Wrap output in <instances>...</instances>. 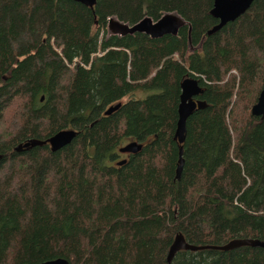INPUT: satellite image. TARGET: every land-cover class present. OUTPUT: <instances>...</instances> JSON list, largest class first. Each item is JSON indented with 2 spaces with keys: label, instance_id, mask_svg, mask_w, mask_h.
<instances>
[{
  "label": "trees",
  "instance_id": "trees-1",
  "mask_svg": "<svg viewBox=\"0 0 264 264\" xmlns=\"http://www.w3.org/2000/svg\"><path fill=\"white\" fill-rule=\"evenodd\" d=\"M211 4L0 0V264H167L175 237H264V114L249 112L264 77V0L207 33ZM166 12L184 21L175 35L106 32L108 17ZM186 77L204 104L186 118L175 179ZM64 128L77 133L54 151H13ZM129 141L141 147L121 159ZM170 264H264V249H181Z\"/></svg>",
  "mask_w": 264,
  "mask_h": 264
},
{
  "label": "water",
  "instance_id": "water-1",
  "mask_svg": "<svg viewBox=\"0 0 264 264\" xmlns=\"http://www.w3.org/2000/svg\"><path fill=\"white\" fill-rule=\"evenodd\" d=\"M81 4H91L94 0H73ZM252 0H212L210 7V14L217 20V23L208 30L210 33L214 29H218L228 21L234 20L240 14H242L250 5ZM184 23L183 19L174 12H166L161 14L157 19H151L150 17L144 16L132 24L117 20L115 17H108L106 23V29L117 35L132 34L134 32L144 33L150 38H157L164 34L175 35L178 27ZM179 95L178 103L176 107V121L174 129V138L176 139L178 146L177 161L174 170V177L178 179L181 167H182V156H181V143L185 137V121L188 115L196 107H202L203 102L193 97L197 95L201 89L198 85L196 77H186L179 84ZM120 105V102H116L113 105L108 106L103 114L107 115L115 110ZM249 112L253 116L262 117L264 114V77L262 79L261 87L257 93L254 103L250 106ZM76 130L72 128H64L56 131L52 135L48 136L44 140L30 138L22 143H18L13 147V151L19 152L32 146H40L47 144L49 150L54 151L63 145L67 144L75 135ZM141 144L136 141H129L124 145L120 146L118 150L120 152L134 153L139 150ZM124 160L118 161L120 164ZM240 246H254L264 249V237L262 239L252 238H236L231 239L228 242L221 245H194L185 242L182 238L175 237L169 245L165 261L170 264L174 253L178 250H197V249H217V250H228ZM38 264H67V261L63 258H56L52 260H46Z\"/></svg>",
  "mask_w": 264,
  "mask_h": 264
},
{
  "label": "rangeland",
  "instance_id": "rangeland-1",
  "mask_svg": "<svg viewBox=\"0 0 264 264\" xmlns=\"http://www.w3.org/2000/svg\"><path fill=\"white\" fill-rule=\"evenodd\" d=\"M106 32L107 34L110 33L107 29H106ZM153 92L152 90H148V91H144V92H139V91H136L135 93H137V96H133V97H143L149 93ZM140 93V94H139ZM134 94V93H133ZM139 94V95H138Z\"/></svg>",
  "mask_w": 264,
  "mask_h": 264
},
{
  "label": "flooded vegetation",
  "instance_id": "flooded-vegetation-1",
  "mask_svg": "<svg viewBox=\"0 0 264 264\" xmlns=\"http://www.w3.org/2000/svg\"><path fill=\"white\" fill-rule=\"evenodd\" d=\"M193 98H194V97H193ZM194 99H195V98H194ZM45 145L48 147L47 144H45ZM48 148H49V147H48ZM120 154H122V155H121V159H122V158H126V157L128 156L129 153L126 152V153H120Z\"/></svg>",
  "mask_w": 264,
  "mask_h": 264
},
{
  "label": "bare ground",
  "instance_id": "bare-ground-1",
  "mask_svg": "<svg viewBox=\"0 0 264 264\" xmlns=\"http://www.w3.org/2000/svg\"><path fill=\"white\" fill-rule=\"evenodd\" d=\"M198 96V95H197Z\"/></svg>",
  "mask_w": 264,
  "mask_h": 264
}]
</instances>
